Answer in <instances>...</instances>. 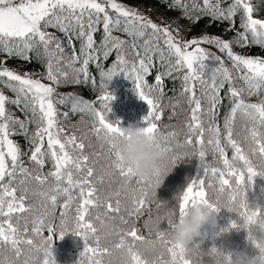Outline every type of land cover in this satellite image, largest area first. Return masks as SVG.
I'll return each instance as SVG.
<instances>
[{
	"label": "snow or ice",
	"instance_id": "obj_1",
	"mask_svg": "<svg viewBox=\"0 0 264 264\" xmlns=\"http://www.w3.org/2000/svg\"><path fill=\"white\" fill-rule=\"evenodd\" d=\"M220 5L221 0H202V3L200 0H192L191 5L186 0H173L171 7L180 8L185 18L189 20H198L200 16H193L191 13L199 12L210 16L213 21L228 20L233 26V18L237 9L240 8L244 12V20L240 25L243 31L236 32L235 42L241 47L248 46L250 36L252 45L264 48V19L254 18V6L251 0H234L227 9ZM100 24L103 26L104 33L101 41V47L104 49L103 59L107 60L113 51L116 54L112 67L107 72L101 69L102 81L104 78L111 81L118 72L127 73L134 79L136 94L149 107V112L142 122L144 130L165 152V160L161 162L164 166L184 159L188 154L180 153L176 149L189 146L194 149L193 154L198 156L203 169L202 175L192 180L181 193L178 208L170 210L172 218L167 219V222L171 230L174 227L173 218L177 214L179 218H183L187 208L198 203L215 207L221 202L220 198L226 192L227 202L235 206L236 216L243 221V227L248 229L257 225V218H264V208L249 206L246 189L251 185L254 177L264 176V172L261 171L264 169V131H260L255 126L250 130L251 141L255 145L252 148V154L260 158V166L257 170L253 161L244 154L241 145L233 138L232 125L237 113L242 112L254 122V125H259L261 129H264V98L254 103L246 101L243 95L245 88L235 86L232 71L226 66L225 61L221 56L208 51L202 45H215L220 53L227 56L232 68L242 73L239 79L246 85L249 97L264 92V58L237 54L233 51L231 41H225L217 36L204 35L202 38L183 39L180 37L179 29L173 30L170 25L161 26L118 0H0V51L4 52L7 57L17 56L31 62L28 53L33 50L34 46H41L47 56L44 78L51 82V85H46L40 79L33 78L31 73L21 74L11 70L5 66L6 60H0V85L6 86L14 93L13 98L0 90V246H10L15 255L19 257L22 254L21 246L24 245L30 251L43 253L41 264H55L52 247L57 236V226L54 222L46 223L43 217H37L32 221L31 229L28 228L27 223L25 224L23 232L12 222L14 214H23L32 209L25 203L26 195L18 196L17 188L13 187L18 173L28 177L31 172L24 166L19 144L10 138L13 135L10 126L18 125L22 134L28 139L27 126L35 122L36 129L29 139L31 145L29 160L42 169L45 159L50 158L54 170L45 176L36 175L33 179L44 184L50 176L56 181L54 191H62L67 196V201L61 206L64 211L60 212L59 239H63L69 233L79 236L84 241V249L80 253V258L81 261L86 259L88 264H103L102 257L110 254L108 248L101 246L98 228L88 219L90 208L99 205V197L95 195L97 190L90 179L94 174V169L88 166L89 157L84 153V137L78 138L75 134L68 135L59 125L56 104H62L66 99H73L83 105L78 108L77 103H74L73 112H89L93 116L92 133L98 140H103L108 145L109 152L114 157L111 166L119 173L125 186L131 192L134 209L130 215L141 213L149 203V198L154 196L155 179L135 176L131 168L122 162L118 141L124 133L118 122L114 123L108 119L110 104L114 99L109 92L99 96V102L105 111L74 95L65 94L59 99L53 98L56 92L55 86L60 84V77L63 76L66 79L67 73H61L58 69L54 70L53 60L55 59L57 64L62 61L64 47L58 38L47 29L57 28L69 36L71 29H77V38L84 40L81 45V54L85 58L82 68L77 69L78 72L83 73V81L77 77L72 83L87 84L89 63L99 59L98 55H93L96 51L93 34ZM114 31H121L131 38L130 46L136 57L135 60L130 61L125 52V45L129 43V40L114 36ZM137 40H142L140 47H137ZM161 40L166 51L160 47ZM69 45L71 46V40H69ZM73 51L74 54L69 63H75L79 59L74 49ZM157 58L161 65L167 61L168 67L165 72H160L155 76L154 85H149L145 77L150 74ZM208 60L214 61L216 67L212 70L211 94L208 96L210 105L208 113L213 123L206 130L201 119L203 109L201 99L196 94V84L197 82L206 83L203 79V72L206 67L205 62ZM97 67H100L99 63ZM174 72L184 73L181 77L182 94L187 96L191 106V116L186 125L188 135L183 144L176 140V132L165 134L160 131L157 122L162 118L163 108L160 100L149 94L155 90L163 96L164 77H171ZM92 83L95 86L94 79ZM226 84L231 108L224 117V144H222V130L217 123V109L221 104L220 91ZM104 86L102 82L101 87ZM145 88L148 92L144 91ZM8 104L16 106L23 112L25 119L14 117L7 108ZM63 115L67 117L68 114L63 113ZM205 131L211 134L207 141L204 139ZM206 143L212 146L214 154L219 155L223 168L209 166L205 162ZM225 145L233 151L230 159ZM74 153L78 154L74 155ZM74 172L83 173V175L74 177ZM209 172L216 178L219 185L215 203L209 199L205 187V178ZM19 183L23 185L25 181L20 180ZM62 183H66L67 186L62 188ZM212 187V183L209 182L207 188ZM73 189H79V203L75 208V215L69 217L68 210L73 202L70 193ZM24 192L26 193L27 189H24ZM114 195L117 197L115 206L109 200L106 208L108 212L119 213L120 200L118 197L121 193L117 191ZM49 199L52 208L55 209L58 197L51 195ZM157 207L160 206L157 205ZM233 210V208L228 209L229 212ZM162 218L157 215L155 241L146 240L145 236L138 234L135 227L121 235L115 247L124 249L127 246L129 258L127 264H149V261L144 259L139 251L134 250L136 241L147 242L153 246L159 243L171 258L170 261H166L161 255V264H192L190 260L178 256L174 247L170 245L167 239L170 231L159 229V220ZM96 220L104 224L100 216H97ZM147 223L146 221V226ZM231 227L239 229L241 224L233 222ZM29 231L33 237L38 239L29 237L27 235ZM45 232L48 235H45ZM126 237H130L133 243L128 244ZM249 238L261 251V255L257 257L259 264H264V247L259 242L264 239L257 241L251 232ZM215 252L216 249H212L211 254ZM0 264H4V261L0 260Z\"/></svg>",
	"mask_w": 264,
	"mask_h": 264
},
{
	"label": "trees",
	"instance_id": "obj_2",
	"mask_svg": "<svg viewBox=\"0 0 264 264\" xmlns=\"http://www.w3.org/2000/svg\"><path fill=\"white\" fill-rule=\"evenodd\" d=\"M122 4L125 6L133 7V8H140L145 10L146 12H149L150 15L153 17H157L164 21L166 24H175L180 25L184 28H186L191 35H199L203 32H209L214 36L220 37L224 39L225 41H231L233 51L237 54H243L247 56L252 57H262L264 58V48L258 45H252L250 43L251 37L249 36V45L245 47H241L239 44L235 42L236 32L237 31H243L241 29L240 25L244 20V12L242 9L238 8L236 11V15L234 16V26L232 23H230L228 20H215L210 16L203 15L199 12H192L191 14L193 16H200V18L196 21L189 20L185 18L183 15V12L180 8H174L171 7L173 0H119ZM186 2L191 5L192 0H186ZM202 3V0H200ZM234 0H221V7L224 9H227L232 5ZM251 3L254 6V18L258 19H264V0H251ZM232 30H229V29ZM48 32L52 33L58 40L61 42L62 46L64 47V53L62 54L65 57V60L63 61V68L64 73H67V78H70V85L68 87V90H71V92L66 93L69 95H74L80 99H83L85 101L90 102L93 104L96 108L105 111L99 102V96L105 92H109L113 97V101L110 104V112L108 113V119H123L126 122L131 123H142L143 118L147 116L149 112V107L147 103H145L143 100H141L138 95L135 92V82L134 79L128 75L127 73H117L116 76L112 78L111 81H108L106 78L103 79L101 77V69L105 72H107L112 65L115 62V51L108 57L107 60L103 59V51L104 49L101 47V41L103 38V26L100 24L97 26V31L93 34L94 41H95V49L96 51L93 53V55H98V60H92L89 63V81L87 84L81 82L79 84L72 83L74 79L79 77L81 81H83V73L78 72L77 69L82 68V62L85 56L81 54V45L84 43L83 39H78L76 36L77 29L73 28L70 30L71 35L69 36L65 32H62L58 30L57 28H48ZM114 36H119L122 39L129 40V43L125 45V52L127 55V58L131 60H135L136 57L133 54V51L131 49V38L127 37L123 32L121 31H114ZM69 40H71V46L69 45ZM137 47H140L142 44V40L136 41ZM160 47L164 48L166 51V47L163 44V41H160ZM79 58L77 62L75 63H69L71 60V57L74 54ZM225 57L226 63L231 67L232 74L234 77V83L237 88H245L244 92V99L248 102H257L260 99L264 98V92H261L258 95H253L251 97L247 94V88L246 85L242 80L239 79V76L242 74L238 72L236 69L232 68L231 61L228 60L227 56L222 53ZM28 55L31 57V62L24 60L20 57L13 56V57H7L6 54L2 51H0V60H6L5 66L8 67H19L23 68L26 72L34 73L42 78L46 75V64H47V56L43 50V48L39 45L34 46L33 50L28 53ZM97 63H99L100 67H97ZM168 67L167 61L163 65H161L159 59L157 58L154 61V67L151 69L150 74L145 77L147 83L149 85L155 84V76L160 72H165ZM216 67V64L209 65L206 69H204L203 72V79L206 81V83L201 84L205 91V122L207 124V128L213 123L211 119V115L208 113V109L210 107L208 102V96L211 94V75L213 68ZM67 70V71H66ZM183 72H174L171 77L165 76L164 77V94L163 96L160 95L158 91L153 90L151 93H149L152 97L160 100L163 113L162 118L160 121H158V126L160 128V131L162 133H169V132H176L177 137L176 140H178L181 144H183L184 139L188 135V129L187 127H182L179 125V119L182 116V105H183V99L184 96L182 94V80L181 77L183 76ZM71 76V77H70ZM62 78H64L62 76ZM66 78V79H67ZM95 80V86H93L92 80ZM104 83V87H101V83ZM0 88L4 91V93L14 98V93H12L6 86L0 85ZM145 92H148V89H144ZM65 95V94H62ZM57 97L59 99L60 96ZM221 96V104L219 105L217 109V123L221 127L222 130V136L221 141L222 144H224V137H223V123H224V117L230 112L231 105L229 103L228 98V85L226 84L225 87L220 91ZM77 103V107H83V105L79 104L77 101H74L73 99H66L64 103H57V107L59 108V120L62 123H71L74 121H77L79 119H84L89 124V137L92 139L93 142L96 144H103L107 154L110 157V168L112 169L113 173L118 176L119 173L111 166L112 161L114 157L110 154L108 145L103 140H98L96 136L92 133L91 126L94 122L93 116L89 112L80 113L79 111L73 112L72 107L73 104ZM173 105H175V108H173ZM8 110L13 114L14 117H17L19 119H25V114L21 112L16 106L12 104L7 105ZM63 113H67V117L63 115ZM175 113V114H173ZM107 115V113H106ZM30 116V113H29ZM236 121H242L245 123V126H247L248 130V137L251 141L250 137V130L255 126L260 131H264V129H261L259 125H254V122L251 121L247 116H245L242 112H238L234 122ZM143 124V123H142ZM36 129V123L33 122L27 126V136L28 139H26L25 135L22 134L21 129L18 125H11L10 130L13 132V135L11 138L13 141L17 142L21 148L22 151V161L30 162L29 156H30V143L29 139L31 138L33 132ZM211 134L207 132V140L210 138ZM206 140V141H207ZM252 142V141H251ZM175 143V142H174ZM253 144V143H252ZM255 147V145L253 144ZM206 152L209 155L210 163L209 166H215L219 168H223V164L220 160V157L218 154H214L212 150V146L207 145L206 143ZM226 153L231 158L233 151L230 147L225 145ZM180 153H187L188 155L185 156L184 159L180 160L179 163L174 167L175 170H183L185 167L189 166L192 161V153L193 149L189 146H185L183 148L176 149ZM258 156V155H257ZM259 157V156H258ZM39 175L45 176L49 172L53 171V162L50 158L45 159V165L41 169L38 167ZM75 173V172H74ZM77 177L80 175H83V173H75ZM20 177H23L21 174ZM96 178L94 175L92 176V183L96 188V193L101 189L100 184L95 180ZM122 179V178H121ZM24 180V179H23ZM54 180L52 177H48L45 187L46 189L41 190V187H38V184L33 181V183L28 186V183L31 181H25L26 186L30 190L36 189L35 192H37L36 196L39 198V203L37 208H33L28 213L23 214H14L13 215V224L18 226L23 232V229L25 227V224L27 223V226L29 229L32 227V221L37 217H43L45 219V222H54L57 231V236L55 238L54 245L52 247V255L55 260V264H81L82 262H86L87 260L81 261L80 253L84 249V242L80 243L77 242V239H73L71 237L72 234H69L65 236L63 239H59V222H60V212L64 211V209L61 207L63 203L67 201V196L61 191V192H55L54 189L56 187V183L52 185V181ZM207 184L210 182L212 183L213 187L216 191L219 187L218 181L216 178H214L211 175V172L206 177ZM50 181V182H48ZM66 183H62L61 187H66ZM32 188V189H31ZM39 189V192L37 191ZM29 193V191L27 190ZM257 194L254 195L253 194ZM72 196V204L70 205V208L68 210V216L72 217L73 213L75 211L76 204L79 202V189H73L71 191ZM27 195V193H26ZM32 195V194H31ZM51 195H56L58 197L57 199V207L55 209L52 208L51 202L49 197ZM246 195L251 196L250 199H247V203L250 207L253 208H264V186L254 185V182L252 181L251 185L246 189ZM29 196V195H27ZM120 198H123V196H120ZM41 199L44 201V204L41 203ZM159 201V199H157ZM155 198L150 197L149 203L145 206L144 210L141 213L130 215L131 212H133L134 205L132 201V197L130 198V202L127 204V206L120 209L119 213H116L120 215L123 218L128 219L129 221H136L137 228H138V234L143 235L146 237V240H156V235H149L147 234V228L143 225V223L146 220V216L149 215L151 212H155L159 208L157 207V201ZM178 203H179V199ZM254 201L256 203H254ZM108 201H106L107 204ZM161 205L163 204V201H159ZM176 199L173 198V200L169 201V208L170 210L177 207L176 205ZM255 204V206H254ZM44 205H47V214L43 213L45 212ZM178 208V207H177ZM43 210V211H41ZM111 222L110 224L114 223V218L111 216ZM106 216V215H104ZM107 217V216H106ZM108 218V217H107ZM178 219V214L175 217ZM260 218H257V225L251 226L248 229L239 228V230L232 228L231 224L233 222H236L238 224L243 223V221L239 220V218L234 215L230 217H225L221 212L217 215V224L215 227H212L210 225H205L201 229V236L197 237L193 241V249L194 252L197 255L198 260L201 264H213V257H212V249H216L218 251H224V252H237L246 255L248 258H257L260 253L258 248L255 246V244L252 242V240L249 238V233L251 232L252 236L259 241L260 239H264V232H261L258 223ZM165 228V231H171V228L169 224ZM228 231H225V230ZM45 235H48L47 232L44 233ZM122 234H115L112 236H106V238L101 240V246L106 247L109 249V253L107 255H104L105 258L108 261L111 262H117L118 260V254L121 252H127V246L124 249H117L115 245L119 243L120 237ZM29 237H32L34 239H38L37 237H33L31 231L27 233ZM127 243L132 244L133 241L130 237H126ZM135 243V249L136 251H139L144 259L149 261V264H161L160 257L163 255L164 260L170 261V254L166 252V250L159 244L156 243L154 246L148 244L147 242H139L136 241ZM170 246V245H169ZM22 254L17 257L15 255L14 250L8 246L3 245L0 246V260L4 261V264H41V261L43 259V253H36L34 251H30L27 246L22 245ZM120 264V263H119Z\"/></svg>",
	"mask_w": 264,
	"mask_h": 264
},
{
	"label": "rangeland",
	"instance_id": "obj_3",
	"mask_svg": "<svg viewBox=\"0 0 264 264\" xmlns=\"http://www.w3.org/2000/svg\"><path fill=\"white\" fill-rule=\"evenodd\" d=\"M118 2H120V1L118 0ZM134 9L141 12L142 14L147 16L148 18L152 19L153 22L160 24L161 26L170 25L173 30L179 29L180 37L183 39L202 38L204 35L214 36L209 32H203L199 35H191L186 28H184L180 25L178 26L175 24H166L161 19H159L157 17H153L152 15H150L149 12H146L143 9H140V8H134ZM109 11H111V10L109 9ZM202 46L205 47L208 51L215 53L216 55L221 56V58L226 63L224 55L219 52L218 48L215 45L205 44ZM57 55H60V54L57 53ZM64 60H65V57L63 56L62 61L59 64H57L55 59H54L53 60L54 70L58 69L59 72L64 73V68H63V61ZM205 63H206L205 69L209 65L215 64V62L212 60H208ZM226 66L231 69V67L227 63H226ZM6 67H8V66H6ZM8 68H10L11 70L17 71L21 74L26 72L23 68H19V67H8ZM27 73H31V72H27ZM31 74L33 75V78L40 79L42 81V83H45L46 85H51V82L48 81L47 79L42 78V77H40L34 73H31ZM232 76H233V74H232ZM233 80H234V77H233ZM69 85H70V78L65 79V78H62V76H61L59 86H55L56 92H55V95L53 98L57 99V97L59 95L71 92V90H68ZM0 90H2V89L0 88ZM196 94H197V97L199 99H201V102H202L203 111L201 113V119L203 120L204 128L207 130V124L205 122V109H206V107H205V91H204L203 86L199 82H197V84H196ZM56 107H57V105H56ZM57 110L59 113L58 107H57ZM182 112H183L182 116L180 117L178 123L180 126L185 128L189 119H190V116H191V106L188 103V98L186 95L184 96V99H183ZM59 117H60V115L58 116L59 125L65 129L66 134H68V135L75 134L78 138L84 137V143H85L84 153L86 155H88V157H89L88 166H90L94 169L93 175L96 178L95 180L101 186V189L95 194L96 196L99 197V205L97 207L90 208L89 216H88V219H90L95 224V226L98 228V230H99L98 234L100 235L101 240L102 239L104 240L106 238V236H112L115 234L119 235L122 233L129 232V231H131V229L133 227H135L138 230L136 221L131 222L128 219L123 218L120 215L116 214L115 212L111 213V216L114 218V223L110 224L111 217L109 214L110 212H108L107 208H106V201L111 200V202L113 203V206H115V201H116L117 197L114 195V193L119 191L121 193L120 196H123V198H120V196L118 197V199L120 200V209H122L123 207L127 206V204L130 202V198L132 197V195H131L130 190L125 186L124 180L119 178L118 176H116L113 173L112 169L110 168V157L107 154L103 144H96L89 137V132H88L89 131V124H88V122L84 119H79V120L71 122V123H62V122H60ZM110 121H112L114 123L118 122L119 126L121 128H125L131 123V122H126L123 119H113ZM232 129H233V138L235 140H237V142L243 148L244 154L246 156H248L253 161L254 166L257 168V170H259L260 158L257 155L252 154V148L254 146H253L252 142L249 140L247 126H245V123H243L242 121H236L233 123ZM204 139H205V141L207 140V131H205ZM205 147H206V145H205ZM193 152H194V149H193ZM77 154L78 153H74V155H77ZM208 157H209V155L207 154L206 158H205V162L207 164L210 163V159ZM24 166L30 169L31 175L28 177H25V176L20 177L21 174L18 173L16 178H15V181L13 182V187L17 188V195L18 196L22 195V194L26 195V193H27V195H29V196L26 195L25 203L27 205H30L31 209H33L35 207L37 208L38 203H39V198L36 196L37 195L36 194L37 192H35L36 189L31 188L32 190H30L28 188V186H30L33 183V181H35V183L38 184V187L39 188L41 187V190H44V189H46L45 187L47 186V184L46 183L40 184L35 179H33L34 176L39 175L38 166H36L32 162H25ZM202 173H203V169L201 168L199 158H198V156L194 155L193 153H192V161H191L189 166L185 167L183 170H175L173 168L172 172L164 179L162 185L160 187H158V189L156 191V199H159V201H161V200L163 201V204H164V205H162L163 207H160L155 212H151L149 215L146 216L145 222L146 221L148 222L147 226H146L145 222L143 223V225L148 229L147 234L154 235V236L156 235V228L150 223V221L155 220L157 218V215H160L161 217H163L165 212L168 209H171L168 206L169 201L171 202L175 196L180 195L185 190L187 185L192 180L201 176ZM75 175L76 174L74 173V177H77ZM23 179H24V181H31V180L32 181L30 183H28V186H26V183L21 185L19 182H20V180H23ZM90 179L92 181V177ZM50 181H52V180H50ZM50 181H48V182H50ZM206 182H207V180L205 178V187H206V190L208 192V197L212 201H215L217 198V191L214 188H207ZM253 182H254V185L264 186V176L257 175L256 177L253 178ZM51 183H52V185H54L56 183V181L53 180ZM24 189H27L29 191V193L28 192L25 193ZM37 191L39 192V189H37ZM254 195H257V194L254 193L253 196ZM250 197L251 196L246 195V199H250ZM220 199H221V203H227V192L223 196H221ZM176 202H177L176 205L178 207V200H176ZM41 203L44 204V201L42 199H41ZM254 203H256V202L254 201ZM77 204H76V206H77ZM254 206H255V204H254ZM43 207L46 209L45 212H43V213H46L48 211L47 210L48 206L44 205ZM41 211H43V210H41ZM220 212L225 217H230V216L236 215L234 213H229L226 210H220ZM26 213H28V212H26ZM74 215H75V211L73 213V216ZM104 215H106L108 218ZM97 216H100L101 220L104 221V224H101L100 221L96 220ZM167 224H168L167 220L161 222V224L159 225V229L161 231H165V228L168 226ZM71 237L73 239L78 238L77 242H80V243L84 242L79 236L71 235ZM117 257H118L120 264H127L128 260H129V258L127 256V252H121L118 254ZM102 260H103V264H119L117 262L108 261L105 258V256L102 257ZM81 264H88V261L82 262ZM197 264H201L199 260H197Z\"/></svg>",
	"mask_w": 264,
	"mask_h": 264
},
{
	"label": "clouds",
	"instance_id": "obj_4",
	"mask_svg": "<svg viewBox=\"0 0 264 264\" xmlns=\"http://www.w3.org/2000/svg\"><path fill=\"white\" fill-rule=\"evenodd\" d=\"M123 133V136L120 137L118 141L122 162L125 166L131 168V171L135 176L143 179H155L153 198L156 199V191L158 187L162 185L164 179L172 172L173 168L179 163V161L175 164L170 162L167 166H164L161 163L165 160V152L151 138V136L145 132L142 123H130L127 127L123 128ZM261 171L264 172V169ZM180 196L181 194L175 196L174 199L177 200ZM213 202L215 203V201ZM157 205L163 207L159 201ZM229 208H233L234 210L229 212ZM217 209H219V211H217ZM220 210H226L229 213L236 214L235 206L228 202H220L216 204L215 207L209 206L208 204L198 203L189 206L183 218H173L174 227L168 233L167 239L170 245L174 247L178 256L190 260L192 264H197L198 258L192 246L193 241L201 236V229L205 225H210L212 227L216 226L217 215ZM169 218H172L170 215V209H168L163 218L159 220V225L161 222ZM150 223L155 228L157 227V219L150 221ZM258 226L261 232H264V218L259 220ZM240 228H244L243 225H241ZM225 231L228 230L226 229ZM259 242L261 243V246L264 247V240H260ZM258 250L261 255L259 248ZM212 257L213 264H259L257 258H248L246 255L237 252L216 250V252L212 254Z\"/></svg>",
	"mask_w": 264,
	"mask_h": 264
}]
</instances>
